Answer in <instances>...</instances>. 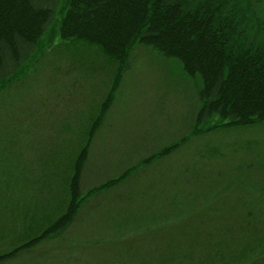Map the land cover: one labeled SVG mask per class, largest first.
Returning a JSON list of instances; mask_svg holds the SVG:
<instances>
[{
  "label": "rangeland",
  "instance_id": "rangeland-1",
  "mask_svg": "<svg viewBox=\"0 0 264 264\" xmlns=\"http://www.w3.org/2000/svg\"><path fill=\"white\" fill-rule=\"evenodd\" d=\"M56 36L0 88V254H11L0 264H264V125L203 133L176 59L141 47L115 75L97 43L48 51ZM191 134L147 164L155 148ZM181 156L211 171L204 184L179 182ZM129 166L136 175L101 189ZM200 216L214 236L177 250L167 236Z\"/></svg>",
  "mask_w": 264,
  "mask_h": 264
},
{
  "label": "trees",
  "instance_id": "trees-1",
  "mask_svg": "<svg viewBox=\"0 0 264 264\" xmlns=\"http://www.w3.org/2000/svg\"><path fill=\"white\" fill-rule=\"evenodd\" d=\"M49 31L57 36L48 51L97 43L115 75L130 68L141 47L176 59L191 81L197 109L194 127L203 133L264 125V0H0V88L11 87ZM81 58L72 60V65H82ZM193 136L183 135L155 148L147 164L181 150ZM81 164V159L73 164L74 196L73 182ZM180 166L179 182L183 183L204 184L211 173L202 166L190 169L182 156ZM132 168L136 167L129 166L101 184V189L108 191L123 177L136 175L138 168ZM251 217L248 211L240 222L241 230L249 227ZM184 221L167 236L168 241L179 243L177 250L187 252L186 239L214 236L201 216ZM65 226L53 234L58 237ZM36 237L41 240L44 235ZM8 255L0 254V261Z\"/></svg>",
  "mask_w": 264,
  "mask_h": 264
}]
</instances>
